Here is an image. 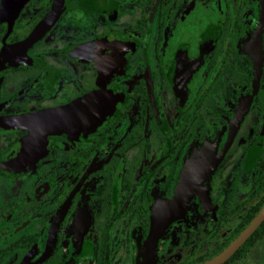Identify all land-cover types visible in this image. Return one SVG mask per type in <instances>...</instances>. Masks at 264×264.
<instances>
[{"label": "flooded vegetation", "instance_id": "flooded-vegetation-1", "mask_svg": "<svg viewBox=\"0 0 264 264\" xmlns=\"http://www.w3.org/2000/svg\"><path fill=\"white\" fill-rule=\"evenodd\" d=\"M179 185L152 264L212 260L264 207V0H0V264H138ZM220 264H264V220Z\"/></svg>", "mask_w": 264, "mask_h": 264}, {"label": "water", "instance_id": "water-1", "mask_svg": "<svg viewBox=\"0 0 264 264\" xmlns=\"http://www.w3.org/2000/svg\"><path fill=\"white\" fill-rule=\"evenodd\" d=\"M53 19L52 15L48 19L40 24V32L43 28H46L51 24ZM38 35V33H37ZM36 38V33L32 34L31 38L28 39L29 43ZM89 97L80 98L71 104L64 106L60 109H48L39 113L38 120H36L32 126L34 129L33 132L39 136L47 134L50 130L58 128L64 123L72 121L73 115L78 113L85 115L88 112ZM86 109V110H85ZM182 192L181 185L177 187L176 199L172 202H159L157 207L152 211V229L148 239L144 243V248L140 250L141 260L138 261V264H152L155 257V250L158 244L160 237L164 234L166 228L173 222L175 219L180 217V212L182 210ZM264 220V207L260 210L257 216L252 220L249 226L243 230V232L232 242V244L225 249L220 255L213 258L212 260L204 264H220L226 260L231 254L237 250V248L253 233L256 227ZM55 229L51 230L49 246L47 247V252L50 249V244L52 240V235L54 234ZM70 264V263H65Z\"/></svg>", "mask_w": 264, "mask_h": 264}, {"label": "rangeland", "instance_id": "rangeland-1", "mask_svg": "<svg viewBox=\"0 0 264 264\" xmlns=\"http://www.w3.org/2000/svg\"><path fill=\"white\" fill-rule=\"evenodd\" d=\"M19 232H20V231H17V232H16V230H15V231H13L12 233L15 234L14 237H16V235H17Z\"/></svg>", "mask_w": 264, "mask_h": 264}]
</instances>
